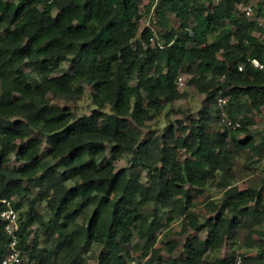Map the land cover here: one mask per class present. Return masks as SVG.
<instances>
[{
  "label": "trees",
  "instance_id": "trees-1",
  "mask_svg": "<svg viewBox=\"0 0 264 264\" xmlns=\"http://www.w3.org/2000/svg\"><path fill=\"white\" fill-rule=\"evenodd\" d=\"M240 1L148 0L143 11L144 0H0V198L20 213L28 264H131V241L150 242L177 218L205 236L188 235L177 256L180 242L166 241L167 264H264V177L235 182L241 158L264 155L262 130L240 136L264 107V69L251 62L264 64V19ZM147 15L153 25L141 29ZM184 74L205 95L201 109L180 133L170 123L143 140L146 122L184 96ZM85 85L89 114L50 97L77 101ZM218 95L241 127L222 123ZM210 185L222 196L199 199ZM228 240L244 250L212 254ZM7 243L0 221V264ZM92 244L99 251L86 253ZM162 248L146 243L138 260L158 264Z\"/></svg>",
  "mask_w": 264,
  "mask_h": 264
},
{
  "label": "rangeland",
  "instance_id": "rangeland-1",
  "mask_svg": "<svg viewBox=\"0 0 264 264\" xmlns=\"http://www.w3.org/2000/svg\"><path fill=\"white\" fill-rule=\"evenodd\" d=\"M247 3L255 4L257 0H246ZM148 0H144L142 3L143 11L145 9V6L147 5ZM174 24L177 23L175 17H173ZM145 25H153L151 20L149 19V16H146V19H144L141 23V29ZM154 28L157 30V28L154 26ZM0 33H3V30L0 28ZM259 34V32H258ZM260 34H263L260 31ZM63 67L68 68L69 63L64 62ZM184 80L186 82L185 87L182 89L184 92V96L173 103H170L166 106V108L159 114V116L151 121H147L146 125L143 127V136L142 139H147L151 134L155 135L160 132H162L170 123L175 125L177 128L179 126V121L182 122H188V116L190 115H197L198 111L202 107V103L204 101L205 95L202 93H199L193 86L187 84V75H183ZM86 91L84 95L77 101L74 100H66V99H55L51 95V99L54 102H57L61 104L62 106H69L73 110H76L78 113H91L93 108H95V105L93 104L92 100V87L91 85H85ZM252 116L256 120V124H254L252 127H249L245 132L241 133V138L245 137V134L247 132H251V130L255 132L256 129L262 130L264 125V107H262V112L257 113L256 111H253ZM178 133H180V130L176 129ZM44 148L46 147L45 142H43ZM116 169H121L123 167H126L129 165L128 163V155L123 156L116 160ZM240 167L239 171L237 173L235 182L241 187L247 186L250 182H252L254 179H257L260 176V173L258 172V164L251 163L249 160L246 161L244 158H241L239 160ZM11 165H20V162H17L16 160H13ZM246 165V166H245ZM138 174L140 175V178L144 182L149 181V177L147 172L140 168L138 170ZM34 192H37V190H34ZM223 194V189L216 186V185H210L206 190L205 193L202 196H199V199L201 197L212 195L213 198L219 199ZM38 210L39 212L44 215L45 219L48 220L51 216V212L49 208L47 207L46 201L40 202L38 204ZM27 208V204H25L22 208L24 211ZM165 209H162L159 213L164 217L166 214L164 213ZM180 218H177V221L174 222L170 227L160 229L153 240L150 242H146L145 240H140L139 238L135 237L131 243L129 244V249L131 251V257L138 259V256L141 252L140 247L145 245L146 243L153 244L156 247H163L161 251V257L162 260L158 264H167L166 260L171 255L168 250L164 247V243L168 241L169 239H176L180 242L179 246L174 251L173 255L177 256L180 254L183 248V242L185 241L186 237L188 235H194L198 234L202 237L205 236V232H198L192 228H188L184 232L181 230L180 227ZM36 230H38L39 235L42 238V245L53 247L51 243L45 241L47 235H49L50 230L46 229L44 226L35 225L34 226ZM264 227V225H263ZM236 248L239 252L244 250L238 245L234 244L232 241L228 240L224 246L216 251H213L212 254L220 257H225L232 249ZM99 247L95 244H92L90 246H87V250H85L86 253H90L91 251H99ZM246 250V249H245ZM249 252L255 253L256 249H249ZM97 263L96 259L89 258L88 264H95Z\"/></svg>",
  "mask_w": 264,
  "mask_h": 264
},
{
  "label": "built area",
  "instance_id": "built-area-1",
  "mask_svg": "<svg viewBox=\"0 0 264 264\" xmlns=\"http://www.w3.org/2000/svg\"><path fill=\"white\" fill-rule=\"evenodd\" d=\"M220 0H213L214 4H217ZM238 7L245 13L247 16H252L256 13L257 8L260 9L262 16L261 19H264V0H257L255 4L247 3L246 0H242L238 3ZM262 31L264 33V23H262ZM251 62L264 69V64L261 63L257 58H252ZM242 69V66H240ZM185 80L183 76L178 78V85L180 89L185 87ZM217 102L221 108L220 115L221 121L227 127L231 129H237L242 126V122L239 119H232L229 116L227 109L228 98L222 95L217 96ZM262 135L264 137V125L262 128ZM262 148L264 151V141L262 142ZM258 172L264 177V155L257 161ZM263 202H264V185H263ZM0 221L3 224V229L8 236V243L6 251L1 260V264H28L27 257L22 253L20 248V213L15 207L13 198H0ZM145 260L139 261L136 258L131 260V264H144ZM240 259L238 260L239 264Z\"/></svg>",
  "mask_w": 264,
  "mask_h": 264
}]
</instances>
